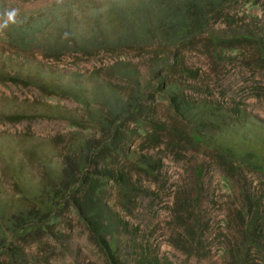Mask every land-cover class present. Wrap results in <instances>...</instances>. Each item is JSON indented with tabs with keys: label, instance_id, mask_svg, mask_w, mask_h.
I'll return each mask as SVG.
<instances>
[{
	"label": "rangeland",
	"instance_id": "374dc122",
	"mask_svg": "<svg viewBox=\"0 0 264 264\" xmlns=\"http://www.w3.org/2000/svg\"><path fill=\"white\" fill-rule=\"evenodd\" d=\"M260 43L264 0H0V220L129 133L89 166L111 246L66 209L0 264H264Z\"/></svg>",
	"mask_w": 264,
	"mask_h": 264
},
{
	"label": "trees",
	"instance_id": "16d2710c",
	"mask_svg": "<svg viewBox=\"0 0 264 264\" xmlns=\"http://www.w3.org/2000/svg\"><path fill=\"white\" fill-rule=\"evenodd\" d=\"M261 47L262 43L259 46V54L264 56ZM136 108L131 105L129 111L135 112ZM93 128L96 131L95 134L91 135L89 141L80 145L82 153L77 158L79 161L77 164H68L70 158H66L67 162H64L59 170L52 171V182L48 187H44L40 195H32L30 204L23 209H18L11 219L0 220V255L5 254L12 258L11 260L17 258L15 250L17 248L11 247L15 240L14 235L27 233L33 229H49L50 227L47 226H50L60 216L61 211L66 209L85 222L95 238L108 248L107 243L110 244L114 238L116 220L114 214L110 210L106 211V206L99 201L102 189L97 183L91 184L92 176L89 166L99 154L105 155V158L108 152L119 154L120 152L116 149L117 144L121 142L122 135L128 137L129 133L123 130L121 124H116V121L109 125L97 122ZM97 132L98 137H96ZM202 140L201 136L192 132L190 142L197 144ZM220 152L234 160L233 155L222 148ZM100 176L111 178L112 173L109 169H104ZM105 217L108 224L103 223ZM107 236L110 237V242L107 241ZM18 251L25 255L22 249Z\"/></svg>",
	"mask_w": 264,
	"mask_h": 264
}]
</instances>
